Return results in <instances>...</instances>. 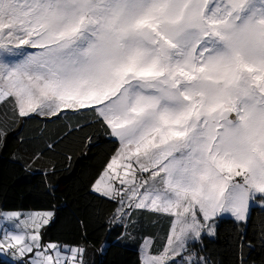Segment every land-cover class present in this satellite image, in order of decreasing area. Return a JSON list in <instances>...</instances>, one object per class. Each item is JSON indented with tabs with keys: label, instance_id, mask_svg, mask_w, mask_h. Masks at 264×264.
Instances as JSON below:
<instances>
[{
	"label": "snow or ice",
	"instance_id": "obj_1",
	"mask_svg": "<svg viewBox=\"0 0 264 264\" xmlns=\"http://www.w3.org/2000/svg\"><path fill=\"white\" fill-rule=\"evenodd\" d=\"M36 119L70 121L48 151L76 132L85 148L115 145L91 184L112 205L109 230L122 227L125 242L142 213L168 223L163 243L140 236L138 264H213L204 241L226 218L235 264H255L247 229L264 209V0H0V152ZM57 213L51 201L23 220L0 212V254L89 264L86 235L49 238Z\"/></svg>",
	"mask_w": 264,
	"mask_h": 264
},
{
	"label": "trees",
	"instance_id": "obj_2",
	"mask_svg": "<svg viewBox=\"0 0 264 264\" xmlns=\"http://www.w3.org/2000/svg\"><path fill=\"white\" fill-rule=\"evenodd\" d=\"M54 119V118H53ZM70 121L50 123L46 119L27 122L17 129L23 143L10 140L6 151L0 152V212L4 210H39L51 201L58 210L56 222L49 228V238L67 244L80 242L84 235L97 253L92 264H138L140 239L119 241L122 227L109 230L108 221L112 205L101 202L91 192V184L108 162L114 144L104 138L84 146L85 132L73 133L54 143L48 151L47 143L58 141ZM91 131V130H87ZM20 144L36 149L55 166V175L47 171H33L13 157ZM37 145V146H35ZM70 156L71 160L67 157ZM48 184L58 188L55 199L49 195ZM264 229V209L256 207L247 229L248 237L256 243L251 253L255 264L264 261V249L259 245V234ZM234 226L229 218L223 220L215 238H206L204 244L213 264H235ZM102 244L104 250L99 251ZM0 264H12L0 257Z\"/></svg>",
	"mask_w": 264,
	"mask_h": 264
},
{
	"label": "rangeland",
	"instance_id": "obj_3",
	"mask_svg": "<svg viewBox=\"0 0 264 264\" xmlns=\"http://www.w3.org/2000/svg\"><path fill=\"white\" fill-rule=\"evenodd\" d=\"M37 151L39 150L32 148L28 149L23 144H20L17 150H15V152L13 153V157L21 161L27 168L33 171H47L52 166V163H50L46 157L42 156L40 159H37L35 162H33L32 157L36 154ZM12 211L20 212L22 214L21 220H23L26 218L27 214H30L36 210H4L2 212H12ZM136 219L138 221L139 232L133 233L134 236L140 239L141 235H152L159 237V242L163 243V238L167 234V228H168V223L165 218L149 215L147 213H142L138 215ZM5 223L10 224L12 222L6 221ZM17 231H20V229H17ZM102 245L103 247L105 246V244ZM96 254L97 253L95 252V249L92 247L88 253L89 264L93 263V259ZM0 257L7 258L11 262L14 260V257H8L3 254H0Z\"/></svg>",
	"mask_w": 264,
	"mask_h": 264
}]
</instances>
